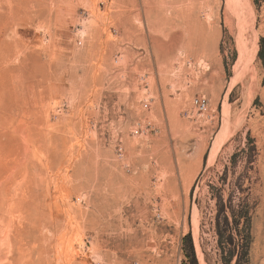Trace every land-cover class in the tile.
Wrapping results in <instances>:
<instances>
[{"label":"rangeland","instance_id":"1","mask_svg":"<svg viewBox=\"0 0 264 264\" xmlns=\"http://www.w3.org/2000/svg\"><path fill=\"white\" fill-rule=\"evenodd\" d=\"M191 1L0 0V264H264V0Z\"/></svg>","mask_w":264,"mask_h":264},{"label":"bare ground","instance_id":"2","mask_svg":"<svg viewBox=\"0 0 264 264\" xmlns=\"http://www.w3.org/2000/svg\"><path fill=\"white\" fill-rule=\"evenodd\" d=\"M175 1V0H174ZM191 1V0H190ZM201 1H203V0H201ZM200 1V2H201ZM205 1V0H204ZM231 1V0H230ZM232 1H234V6H233V9H234V11H235V14H236V16H237V18H238V21H239V26H240V28H243L244 26H245V24H246V26H247V23H248V26L250 25L252 28V30L253 31H255L254 30V26L256 25V17H257V14H256V12H255V10L252 8V3H251V0H232ZM191 2H193V1H191ZM190 2V3H191ZM197 2V1H196ZM199 2V1H198ZM194 3V2H193ZM233 3V2H232ZM192 4V3H191ZM199 4V3H198ZM136 5V4H135ZM195 5V7H196V4H194ZM230 7H231V3H230ZM198 19V18H197ZM198 23V22H197ZM196 23V24H197ZM199 23H201V22H199ZM198 26V25H197ZM201 26H202V24H201ZM249 26V27H250ZM201 28V27H200ZM256 28V27H255ZM245 30H246V28H244ZM245 30H243V32H245ZM251 31V30H250ZM247 34H248V32H247ZM251 34V33H250ZM249 35V34H248ZM256 35V33L255 34H253V36H255ZM258 35V34H257ZM244 36V35H243ZM252 36V34H251V37H253ZM250 37V38H251ZM253 38H255V37H253ZM256 39V38H255ZM251 40H252V38H251ZM250 40V42L252 43L253 41H251ZM254 40V39H253ZM254 41H256V40H254ZM245 44V43H244ZM248 45V44H247Z\"/></svg>","mask_w":264,"mask_h":264},{"label":"built area","instance_id":"3","mask_svg":"<svg viewBox=\"0 0 264 264\" xmlns=\"http://www.w3.org/2000/svg\"><path fill=\"white\" fill-rule=\"evenodd\" d=\"M194 106L200 113H205L208 110V102L205 99H196Z\"/></svg>","mask_w":264,"mask_h":264}]
</instances>
